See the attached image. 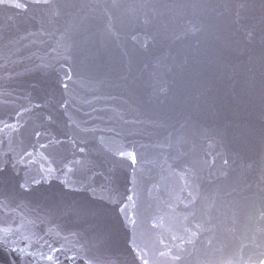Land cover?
I'll use <instances>...</instances> for the list:
<instances>
[{
    "label": "water",
    "instance_id": "1",
    "mask_svg": "<svg viewBox=\"0 0 264 264\" xmlns=\"http://www.w3.org/2000/svg\"><path fill=\"white\" fill-rule=\"evenodd\" d=\"M0 119V264H264V0H7Z\"/></svg>",
    "mask_w": 264,
    "mask_h": 264
},
{
    "label": "snow or ice",
    "instance_id": "2",
    "mask_svg": "<svg viewBox=\"0 0 264 264\" xmlns=\"http://www.w3.org/2000/svg\"><path fill=\"white\" fill-rule=\"evenodd\" d=\"M7 2V0H0V5H4ZM36 3H48L49 0H35ZM15 8H27L28 4L26 3H22V2H17L14 5H11ZM68 79H71V76L68 77ZM17 116H20V113L16 114ZM22 127V125L19 124V122L15 123V124H9L7 121L0 119V134H4V133H18L20 131V128ZM40 133H37V136H39ZM82 151V149H81ZM25 155H30V153H25ZM119 155L121 157H125L128 158L130 156L133 164L136 163V153H125L124 151H120ZM21 160H23V157H21ZM3 163L4 161L2 159H0V169H2L3 167ZM227 163V162H226ZM21 188L27 189V185H21ZM127 200L129 202H132V207H135V203L133 202V197L131 195L128 196ZM191 203V201H190ZM3 206V205H0ZM120 211L122 213L125 214V220L128 224L131 225H135L136 224V220L131 216L130 214V207L128 203H125L124 205L121 206ZM156 224H153V227H156ZM199 227V226H198ZM187 231V229H186ZM13 232V229L11 228H3L0 229V233H2V235H0V248L5 247L6 243L8 241V236L10 233ZM196 233L193 232L191 234V237H195ZM189 238L187 241H185L183 238H181V243H189L191 244L193 242L192 238ZM174 240L176 239L175 236L172 237ZM161 243L163 244L164 241L161 240ZM8 250L10 253H16V255L20 258V260L23 262V264H28V258L31 256L33 258V264L36 260V258L38 257L40 260H48L50 262H52V264H58V257L56 256L57 251H60L59 249L53 248L51 246H49V252L48 253H36V252H29L28 251V247L25 248H20V247H16L12 244H7ZM170 251V250H169ZM168 253L166 252H161L160 255L161 256H165ZM137 255H139V253H137ZM176 259H179V257L177 256ZM144 264H148L147 260H144Z\"/></svg>",
    "mask_w": 264,
    "mask_h": 264
}]
</instances>
